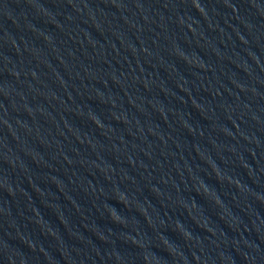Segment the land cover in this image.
Instances as JSON below:
<instances>
[{"label": "water", "instance_id": "obj_1", "mask_svg": "<svg viewBox=\"0 0 264 264\" xmlns=\"http://www.w3.org/2000/svg\"><path fill=\"white\" fill-rule=\"evenodd\" d=\"M0 264H264V0H0Z\"/></svg>", "mask_w": 264, "mask_h": 264}]
</instances>
